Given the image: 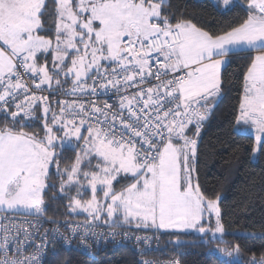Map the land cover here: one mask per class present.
I'll list each match as a JSON object with an SVG mask.
<instances>
[{
  "label": "snow or ice",
  "instance_id": "obj_1",
  "mask_svg": "<svg viewBox=\"0 0 264 264\" xmlns=\"http://www.w3.org/2000/svg\"><path fill=\"white\" fill-rule=\"evenodd\" d=\"M166 3L55 0L53 43L38 34L46 0H0V211L41 217L43 192L55 187L47 184L55 163L61 193L76 189L69 214H85L82 222H63L71 236L58 228L51 236L39 233L40 219L35 226L25 222L37 227L32 232L0 217V264H43L48 243L57 238L70 245L79 236L80 246L91 250L90 240L99 246L102 237L114 238L121 235L115 229L133 225L177 237L191 231L202 242L219 241L223 246L216 250L225 256L240 254L238 243L224 240L239 233L226 230L219 196L208 198L193 184V173L201 128L215 107L209 101L220 95L222 68L236 50L256 54L243 76L233 130L254 133L252 153H264V0H248L246 18L219 34L183 19L172 23L162 14ZM58 93L73 99L57 100V112L51 97ZM99 95L114 96V103L97 104ZM32 122H41V130L24 131ZM68 150L74 160L61 169ZM121 176L131 182L117 190L114 181ZM89 189L90 198L81 199ZM122 235L132 239L131 232ZM37 236L40 243L34 244ZM153 238L135 236L145 245ZM29 246L35 251L25 256ZM247 264H264V255Z\"/></svg>",
  "mask_w": 264,
  "mask_h": 264
},
{
  "label": "trees",
  "instance_id": "obj_2",
  "mask_svg": "<svg viewBox=\"0 0 264 264\" xmlns=\"http://www.w3.org/2000/svg\"><path fill=\"white\" fill-rule=\"evenodd\" d=\"M48 8L43 17V27L38 33L45 38L55 35L56 13L55 0H46ZM248 0H233L229 6L214 3L211 0H167L164 5V15L170 16L172 23L183 19L191 21L205 31L219 34L239 25L247 16ZM256 53L243 50L233 51L221 73L220 95L213 100L215 107L205 121L198 138V147L195 163L194 181L199 184L201 191L208 197L215 199L219 196V208L222 221L228 232L249 230L264 232V153L258 152L252 158L253 135H237L233 130L236 124L235 116L238 110L240 97L243 92V76L251 57ZM43 56L39 63H42ZM62 79V78H61ZM71 87V81L64 85L65 89ZM53 102V101H52ZM53 107L59 111L58 104ZM39 114V110H38ZM5 123V117L0 114V126ZM10 123V120H9ZM41 122H32L31 127L23 130L29 133L40 131ZM84 131V129H83ZM41 135L43 133L41 132ZM75 152L65 151L60 160V168L72 163ZM95 161H93V164ZM66 179V177H65ZM61 177L56 173V164L50 168L48 185L43 192L44 216L56 220L75 219L83 221L84 214H69V199L75 195L72 188L68 195L60 191ZM131 180L114 181L117 190L126 186ZM83 199H88V192ZM100 195V194H99ZM101 196V195H100ZM21 214L27 212L0 211L1 214ZM134 229L135 228H124ZM144 230V229H141ZM144 230V231H149ZM163 251L159 256L178 257L182 264H247L253 255L257 259L264 255V234L259 235H226L225 241L230 244L238 243L241 247L242 262L227 261L212 251V243L176 244L177 239L200 240L199 235L181 233L179 237L171 232H162ZM44 264H139L138 254L128 246L116 249L107 248L95 256H87L75 249H65L53 245L45 258Z\"/></svg>",
  "mask_w": 264,
  "mask_h": 264
},
{
  "label": "built area",
  "instance_id": "obj_3",
  "mask_svg": "<svg viewBox=\"0 0 264 264\" xmlns=\"http://www.w3.org/2000/svg\"><path fill=\"white\" fill-rule=\"evenodd\" d=\"M29 83H31V81H29ZM89 83H91V80H89ZM45 94H47L45 92ZM90 97H82V99H89ZM73 99V97L71 96H64L62 93H58L56 96L51 97V100L53 102H56L57 100H67L69 102H71ZM96 103L99 105H103L105 103V101L108 104H113L115 97L113 96L112 98H110L107 95H99L96 98ZM213 100L209 101V104L212 105ZM59 107V105H58ZM205 124V121L203 122L202 128L203 129ZM84 131L87 132V129L84 128ZM195 132V128H191L190 131H188V135L190 137H193V134ZM0 217H7V220L5 221V223H10V224H15L17 226L23 227V228H29L30 231L35 232L37 231V227H30L29 223H25V222H30L31 225L35 226L37 225V220L40 219L42 221V223L38 226V231L39 233H44L45 230L49 231V235L51 236V230L53 228H58L60 233H63L65 236H71V233L68 232L66 230L65 225L63 224V222L65 220H61L59 221V223H53L52 221H56L53 219H50L44 215H42L41 217H36L35 215H28V213H21V214H14V213H6V214H1ZM66 220H70L72 222H82L80 220H75V219H66ZM117 232H120L121 235L116 236V237H102L100 239V244L99 246H96L95 240H90L89 243L92 244V248L91 250L85 249L83 247L80 246V239L79 236L75 237L74 239H72L71 244L68 245L66 244L63 239L61 238H57L54 242H50L47 245V250L46 253L43 257V264L45 261V258L48 254L49 249L53 246V245H59L65 249H75L87 256L93 257L95 256L98 252H101L107 248L110 249H116L118 247L121 246H128V247H132L138 254V260H139V264L140 262H142L143 260H152L155 261L156 264H170V262H176L178 261L179 264H182L179 260L178 257H169V256H159L157 255L159 252L163 251V236L161 234V232H156L154 230H149V231H144V230H134V229H115ZM97 231H104L107 232L108 229L107 228H99L97 229ZM124 232H131L132 233V239L130 240H125L123 238V233ZM13 234H15V229H13ZM3 233H0V236H2ZM139 235V236H150V237H154L150 243L148 245L143 244V242H141L140 244H137L136 240H135V236ZM21 239H24L23 234H21L20 236ZM34 244L35 243H40V239L39 237H34ZM145 249H147V251H145ZM35 251V247L34 246H29L27 247L26 251L23 253L25 256L30 255L31 253H33ZM9 255H11V252L9 253Z\"/></svg>",
  "mask_w": 264,
  "mask_h": 264
},
{
  "label": "rangeland",
  "instance_id": "obj_4",
  "mask_svg": "<svg viewBox=\"0 0 264 264\" xmlns=\"http://www.w3.org/2000/svg\"><path fill=\"white\" fill-rule=\"evenodd\" d=\"M211 1H213L214 3H220V4H222L223 6H225L224 4H223V0H211ZM233 0H231V2H232ZM157 2H159V0H157ZM39 34V33H38ZM40 35V34H39ZM42 36V35H41ZM50 39H52L53 40V43H55V35H53V37H49ZM45 61H44V56H43V61H42V63H40V64H43ZM48 63H49V66H51V55H48ZM70 81H71V79H70ZM219 97V96H218ZM218 97H217V99H218ZM82 131H83V129H82ZM84 132V134L85 135H87V132H85V131H83ZM251 135H253L254 137H255V134L254 133H251ZM256 155H257V153L256 154H253L252 153V158L253 159H255L256 158ZM74 160V159H73ZM73 162V161H72ZM71 164L72 163H70V164H67V166L66 167H70L71 166ZM52 166V165H51ZM51 168V167H50ZM85 170H87V168H85ZM193 177H194V174H193ZM193 184L195 185L196 183H195V181H194V179H193ZM101 196L100 197H102V192H100L99 193ZM84 195H86V194H84ZM88 197L90 198V196H91V191H90V189L88 190ZM81 199H83L82 197H80ZM219 205V204H218ZM11 212V211H10ZM15 212H26V211H23V210H21V211H15ZM85 215V214H84ZM85 218H83V220H84ZM206 219H207V217H206ZM212 222H213V224H214V222H215V216H213L212 217ZM133 228H135V226L133 225L132 226ZM162 232H171V230H169V231H165V230H161ZM236 232H238V233H240V234H243V235H251V234H255V235H259V234H264V232H254V231H249V230H238V231H236ZM188 233H191V234H194V235H199V234H197V233H194V232H191V231H189ZM224 240H226L225 239V237H224ZM219 246H223V245H221L220 243H219V241H214V242H212V247H211V249H212V251L213 252H215L220 258H222V259H225V260H227V261H236V262H242V259H241V257H240V255H233L232 257H228V256H225L224 254H222V253H220V252H218L216 249L219 247Z\"/></svg>",
  "mask_w": 264,
  "mask_h": 264
},
{
  "label": "water",
  "instance_id": "obj_5",
  "mask_svg": "<svg viewBox=\"0 0 264 264\" xmlns=\"http://www.w3.org/2000/svg\"><path fill=\"white\" fill-rule=\"evenodd\" d=\"M198 243H204V242H202V239H200V240H182V241H179V244H198Z\"/></svg>",
  "mask_w": 264,
  "mask_h": 264
}]
</instances>
